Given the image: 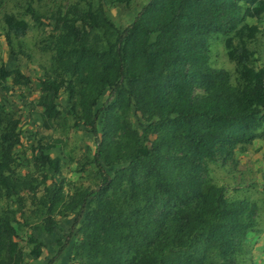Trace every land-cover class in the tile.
I'll use <instances>...</instances> for the list:
<instances>
[{
  "label": "trees",
  "instance_id": "1",
  "mask_svg": "<svg viewBox=\"0 0 264 264\" xmlns=\"http://www.w3.org/2000/svg\"><path fill=\"white\" fill-rule=\"evenodd\" d=\"M41 1L28 0L24 11L38 26L45 17L31 4ZM134 1H87L58 11L50 65L36 84L46 128L64 121L57 104L64 93L72 127L92 135L95 149L84 164L94 167L93 189L64 194L54 183L61 160L49 151L59 139L37 144L32 169L15 173L20 119L0 102V199L16 205L0 208V264H23L14 218L23 193L35 195L46 180L53 195L41 201L38 232L51 234L55 215H73L47 264L71 241L82 264H238L246 237L255 233V204L227 200L224 188L209 181L207 166L264 140V68L254 67L255 52L247 48L261 33L264 0H143L122 28L110 5ZM3 23L9 46L29 29L13 14ZM217 37L235 65V83L209 65V43ZM11 75L14 85L29 82L1 65L3 89ZM114 166L121 167L108 173ZM28 242L29 256L38 260L42 243L33 235Z\"/></svg>",
  "mask_w": 264,
  "mask_h": 264
},
{
  "label": "rangeland",
  "instance_id": "2",
  "mask_svg": "<svg viewBox=\"0 0 264 264\" xmlns=\"http://www.w3.org/2000/svg\"><path fill=\"white\" fill-rule=\"evenodd\" d=\"M96 3V0H44L34 2L31 6L44 15L43 25H36L32 19L25 14L28 0H0V66L6 70L18 69L26 78L27 84H13V75L6 79L4 85L0 86V102L11 112L15 118L20 119V142L14 150L16 162L13 171L24 175L32 169L29 160L32 148L37 144L44 143L47 139L60 140L59 146L49 151L50 156L59 157L61 160L59 174L54 177V183L60 184L64 194L71 193L73 187L93 189L96 182L94 167L87 163L91 160L95 143L92 135L83 126L73 128L72 119L67 114V103L64 93H60L57 100L58 109L62 114L63 122L52 123L51 127H45L41 119L42 108L38 104L40 93L37 89V81L43 78V68L50 65L51 51L49 46L53 37L58 34L59 29L55 27L52 17H56L58 11L64 13L67 7L77 5L85 7L86 2ZM143 0H135L128 7L123 5H110V16L115 23L122 28L126 27L132 18L136 5ZM133 9V10H132ZM13 14L17 18L25 19L29 29L22 38H13L11 46L8 45L4 35L3 16ZM247 48L254 50V67L264 68V23L261 33L257 38L247 43ZM209 65L215 69L229 72L230 82L235 83L237 74L235 65L230 62L225 54L221 37L212 39L209 43ZM199 91L196 90L195 93ZM105 100V96L101 102ZM132 125L138 128L139 124L135 118H131ZM36 154V151H35ZM114 166L106 169L112 173ZM37 181L41 175L35 174ZM207 177L209 181L224 188L227 200H242L255 204L256 225L254 232L249 234L244 242L242 254L238 258V264H264V140L257 139L245 152L236 149L233 156L224 160L218 156L215 163L207 166ZM53 184L46 180L40 184L33 196L23 193V205L14 218L13 226L16 229L15 241L23 253V264H47L60 250L69 228L73 222V215L53 216L54 228L51 234L38 232V226L43 225L45 209L41 206L42 199L50 201L53 195ZM45 188H52V192H45ZM7 205L16 207L6 199H0V208ZM34 236L42 243V253L38 260L29 256L32 245L28 242L30 236ZM53 264H82L74 256L72 241L60 252ZM98 264V263H91Z\"/></svg>",
  "mask_w": 264,
  "mask_h": 264
},
{
  "label": "built area",
  "instance_id": "3",
  "mask_svg": "<svg viewBox=\"0 0 264 264\" xmlns=\"http://www.w3.org/2000/svg\"><path fill=\"white\" fill-rule=\"evenodd\" d=\"M262 87L264 88V77L261 80Z\"/></svg>",
  "mask_w": 264,
  "mask_h": 264
}]
</instances>
